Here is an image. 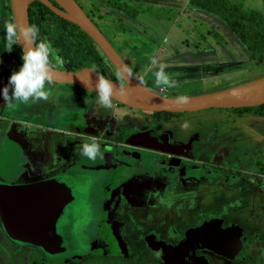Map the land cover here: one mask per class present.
Masks as SVG:
<instances>
[{"label": "flooded vegetation", "instance_id": "af4514ba", "mask_svg": "<svg viewBox=\"0 0 264 264\" xmlns=\"http://www.w3.org/2000/svg\"><path fill=\"white\" fill-rule=\"evenodd\" d=\"M50 1L61 8L57 1ZM32 12V6L31 11L28 7L30 24L33 23ZM91 41L98 46L93 39ZM118 53L137 76L126 58ZM11 59L21 64L16 56ZM2 61L0 70L5 63ZM50 66L70 70L83 67L63 60L58 64L51 58ZM113 69L117 78H109L123 82ZM137 78L149 87L143 79ZM6 82V75L0 72V85ZM46 89V100L28 103L23 108L17 103L10 106L4 102L0 106V152L5 151L12 158L11 163L4 166L10 165L12 180L28 182L60 175L63 178L62 175L73 167L99 166L100 169L87 178L98 186L101 199L89 211L82 226L77 224L79 221L72 207L67 209L57 226L69 251L59 259L52 258L39 247L7 238L0 226V235L4 236L0 238V250L6 257L13 258L12 264H166V249L179 244L188 230L202 224L203 233H213L223 245L219 249L195 246L179 254L170 264H218L219 260L263 264L264 247L254 258L252 256L258 244L264 242L261 234L252 233L250 227L231 219L238 216L228 211V204H223L221 212L214 214L206 212L201 204L213 196L232 194L236 196L231 201L238 215L248 211L252 216L250 220L247 218L248 222H258L240 191L250 188L264 204L263 117L259 116L258 124H254L263 138L262 146L259 151L254 149L252 161L245 167L231 154L235 149L234 139L214 140L201 137L194 130L185 139L177 137L176 114H157L115 99L113 107L105 111L99 109L95 90H85L72 82L51 80V83L46 82ZM129 131H147L158 137L160 148L133 142ZM216 134L217 129L210 132V136ZM87 136H95L101 143L103 158L89 160L79 153L80 138ZM169 141H179L182 146L172 152L167 145ZM262 209L264 211V207ZM209 221L215 226H205ZM155 222L162 225L165 234L147 227ZM131 237L141 240L144 248L137 250L128 240Z\"/></svg>", "mask_w": 264, "mask_h": 264}, {"label": "rangeland", "instance_id": "374dc122", "mask_svg": "<svg viewBox=\"0 0 264 264\" xmlns=\"http://www.w3.org/2000/svg\"><path fill=\"white\" fill-rule=\"evenodd\" d=\"M85 15L110 38L118 51L136 72L137 76L158 92L173 95H190L226 88L244 81L264 75V62L256 63L251 60L246 49L238 42L228 27L217 17L193 8L189 0H75ZM240 3L245 9H257L264 15V0H230ZM118 5L123 6V11ZM33 23L39 26L40 38H46L56 50L60 60L70 62L73 66H92L107 77L117 78L111 62L103 51L96 46L86 33L78 26L64 24L49 13L41 14L37 5H32ZM6 21H14L10 0H0V15ZM4 25V24H3ZM6 46L3 39V27L0 28V48ZM4 48V47H3ZM93 50L98 58L92 56ZM20 43L14 44L11 51L6 49L0 58L5 61L0 72L8 78L10 72L17 68L11 57L21 60ZM9 52V53H8ZM17 52V53H16ZM150 57H155L166 65V71L176 80L175 87L158 86L154 83L152 71H149ZM51 58V57H50ZM51 60L57 63L54 59ZM155 66L153 67L154 71ZM5 69V70H4ZM75 87L72 84H69ZM67 85V86H69ZM83 93V99L86 97ZM26 104H22V108ZM105 111L109 108L99 106ZM177 115L175 126L176 136L182 139L193 130L202 137L212 139L222 138V141L234 139L235 149L231 154L238 157L247 167L252 161L255 150L259 151L263 138L256 125L259 116L252 111L233 108L210 107L194 111H182ZM186 121L187 127H181ZM217 129V134L210 132ZM256 148V149H255ZM255 149V150H254ZM264 149H262V157ZM78 194L77 210L84 211V187L74 182ZM239 182V181H238ZM238 182H236L238 184ZM244 183V181H240ZM250 188L241 190L246 206L253 210L255 220L250 212L243 211L238 215L232 206L236 196L232 194L213 196L201 204L206 212L213 214L221 212L223 204H228V211L233 212L239 225L250 227V232H256L264 237V204ZM88 191V189H87ZM232 200V201H231ZM199 204V205H201ZM243 210V209H242ZM223 211V210H222ZM246 221V222H245ZM154 222V221H153ZM165 234L158 222L147 226ZM147 229V228H146ZM145 229V230H146ZM7 237V236H6ZM0 238L4 236L0 235ZM8 238V237H7ZM137 250L144 248L141 240L132 237L128 239ZM4 241V240H3ZM264 247V242L253 250V258ZM244 261V260H242ZM13 258H8L0 250V264H12ZM241 261L218 264H239ZM264 264V259L262 260Z\"/></svg>", "mask_w": 264, "mask_h": 264}, {"label": "water", "instance_id": "95a60500", "mask_svg": "<svg viewBox=\"0 0 264 264\" xmlns=\"http://www.w3.org/2000/svg\"><path fill=\"white\" fill-rule=\"evenodd\" d=\"M31 1L10 0L13 20L18 24H30L28 7ZM40 1L56 15L78 25L96 42L123 79V82H118L106 77L114 85L113 99L121 103L145 110L170 112L194 111L210 107L238 108L264 104V75L226 88L190 95L169 96L153 90L137 78L99 27L86 15L70 14L57 0L61 8L50 0ZM19 43L21 48H27L32 45L33 41L21 37ZM49 70L51 80L72 82L85 90L96 91L98 71L91 66L70 70L49 65ZM2 105H4V101L0 98V106ZM128 136L135 143L160 148L159 138L149 135L147 131H129ZM167 145L172 151L181 147L182 143L169 141ZM11 161V156L7 155L5 151L0 152V226L8 238L13 241L39 247L52 258L59 259L66 252L67 247L63 244L60 226L57 225L62 222L63 215L67 214V209L72 207L74 215L79 221L77 224L82 226L89 211L91 212L99 204L101 197L98 186L93 185L87 176L91 178L94 170H98L100 167L90 165L73 167L62 175L63 178L60 175L28 182L15 181L10 178V165L5 167L4 164H10ZM74 179H78L74 184L78 182L81 187H84L82 194L85 207L82 212L77 210L78 194L75 192V186L72 185ZM61 225L64 229L65 223L63 222ZM202 225L188 230L186 237L179 244L166 249L168 250L165 253L166 264L176 261L179 254L195 246L204 245L219 249L223 245L224 242L218 236L212 235L213 233L204 234Z\"/></svg>", "mask_w": 264, "mask_h": 264}, {"label": "clouds", "instance_id": "9594fccd", "mask_svg": "<svg viewBox=\"0 0 264 264\" xmlns=\"http://www.w3.org/2000/svg\"><path fill=\"white\" fill-rule=\"evenodd\" d=\"M39 32V26L34 23L20 25L10 20L3 25V39L8 51L12 50L14 44L19 43L21 37L33 41L31 46L22 47V63L10 72L7 82L0 86V98L10 106L13 103L28 104L48 98L46 82L51 83L52 79L49 70L50 57L58 64L60 63V57L56 55V50L52 47L50 41L46 38L37 39ZM149 60L148 70L152 71L154 83L162 87H175L176 80L172 74L166 71V65L159 62L155 57H150ZM2 62V58H0V63ZM93 69L95 70V65H93ZM113 87L114 85L109 78L97 72L96 102L98 105L105 108L113 107ZM181 127H187V122H182ZM78 151L89 160H95L97 157L103 158L104 156L101 143L95 136L81 137Z\"/></svg>", "mask_w": 264, "mask_h": 264}, {"label": "trees", "instance_id": "16d2710c", "mask_svg": "<svg viewBox=\"0 0 264 264\" xmlns=\"http://www.w3.org/2000/svg\"><path fill=\"white\" fill-rule=\"evenodd\" d=\"M189 4L193 8H197L203 12H207L219 20H221L228 29L232 32L238 42L246 49L251 60L256 63L264 62V15L257 9H245L240 3L231 2L230 0H189ZM53 2L56 3V0ZM35 4L39 8L41 14L49 13L54 16L58 21L64 24H73L58 15H56L47 5L42 3L40 0H32L30 2L29 9ZM123 11L125 8L118 5ZM128 12V11H127ZM31 13V12H30ZM0 15V28L3 27L4 18ZM78 26V25H76ZM79 27V26H78ZM80 28V27H79ZM81 29V28H80ZM82 30V29H81ZM83 31V30H82ZM86 33L85 31H83ZM87 34V33H86ZM88 35V34H87ZM90 38V36L88 35ZM92 39V38H90ZM4 47V48H3ZM0 48V54L3 55L6 52V48L3 44ZM93 57L98 58V55L89 50ZM77 67H81L80 65ZM243 111H252L253 114L264 118V104L256 106H245L233 108ZM157 114L172 115L178 114L179 112L170 111H156Z\"/></svg>", "mask_w": 264, "mask_h": 264}, {"label": "bare ground", "instance_id": "6f19581e", "mask_svg": "<svg viewBox=\"0 0 264 264\" xmlns=\"http://www.w3.org/2000/svg\"><path fill=\"white\" fill-rule=\"evenodd\" d=\"M70 14L75 16H84V12L75 0H57ZM205 226H215L213 221L205 223ZM210 228V227H209Z\"/></svg>", "mask_w": 264, "mask_h": 264}]
</instances>
